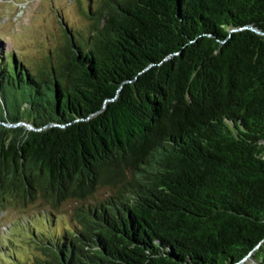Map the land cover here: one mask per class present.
I'll return each instance as SVG.
<instances>
[{
  "label": "trees",
  "instance_id": "1",
  "mask_svg": "<svg viewBox=\"0 0 264 264\" xmlns=\"http://www.w3.org/2000/svg\"><path fill=\"white\" fill-rule=\"evenodd\" d=\"M92 9L39 62L0 50V199L78 202L0 257L264 264V0Z\"/></svg>",
  "mask_w": 264,
  "mask_h": 264
},
{
  "label": "rangeland",
  "instance_id": "2",
  "mask_svg": "<svg viewBox=\"0 0 264 264\" xmlns=\"http://www.w3.org/2000/svg\"><path fill=\"white\" fill-rule=\"evenodd\" d=\"M99 2L103 0H0V50L4 54L21 56L24 61L39 62L65 43L62 22L68 28L84 29L90 19L89 11ZM24 4L19 18L16 12ZM105 194V187H100L95 195L102 198ZM77 204L76 200L68 198L53 208L41 197L23 201L8 193L0 199V252L3 250L1 242L8 243V240L13 242L10 244L15 254L22 257V248L31 252L24 243L31 242L33 232L29 223L45 228L46 218L52 214L57 220L53 230H59V225L67 221ZM12 251H5L7 256L5 260L0 257V264H8L6 260L12 256ZM246 261L254 260L247 257Z\"/></svg>",
  "mask_w": 264,
  "mask_h": 264
},
{
  "label": "water",
  "instance_id": "3",
  "mask_svg": "<svg viewBox=\"0 0 264 264\" xmlns=\"http://www.w3.org/2000/svg\"><path fill=\"white\" fill-rule=\"evenodd\" d=\"M10 127V125H8Z\"/></svg>",
  "mask_w": 264,
  "mask_h": 264
}]
</instances>
